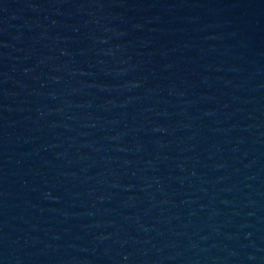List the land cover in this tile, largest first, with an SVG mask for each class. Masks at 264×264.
I'll list each match as a JSON object with an SVG mask.
<instances>
[{
	"label": "water",
	"instance_id": "water-1",
	"mask_svg": "<svg viewBox=\"0 0 264 264\" xmlns=\"http://www.w3.org/2000/svg\"><path fill=\"white\" fill-rule=\"evenodd\" d=\"M0 264H264V0H0Z\"/></svg>",
	"mask_w": 264,
	"mask_h": 264
}]
</instances>
